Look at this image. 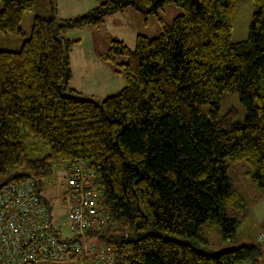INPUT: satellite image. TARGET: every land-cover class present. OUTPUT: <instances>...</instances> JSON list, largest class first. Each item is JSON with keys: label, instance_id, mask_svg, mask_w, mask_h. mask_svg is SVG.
I'll use <instances>...</instances> for the list:
<instances>
[{"label": "trees", "instance_id": "1", "mask_svg": "<svg viewBox=\"0 0 264 264\" xmlns=\"http://www.w3.org/2000/svg\"><path fill=\"white\" fill-rule=\"evenodd\" d=\"M0 1V34L23 36V15L40 0ZM99 1L69 19L53 8L36 15L19 50H0V187L33 179L42 198L57 165L85 161L110 216L99 237L122 264H264L255 242L216 254L198 246L206 224L233 241L239 221L227 211H248L230 164L245 162L264 193V0H252L249 35L239 42L231 40L236 0ZM167 4L182 13L161 22L157 37L138 35L133 50L108 41L102 60L125 75L118 93L95 101L69 87L75 42L66 31H96L127 7L156 14ZM227 92L238 95L242 123L219 117ZM34 140L48 152L30 158Z\"/></svg>", "mask_w": 264, "mask_h": 264}, {"label": "rangeland", "instance_id": "2", "mask_svg": "<svg viewBox=\"0 0 264 264\" xmlns=\"http://www.w3.org/2000/svg\"><path fill=\"white\" fill-rule=\"evenodd\" d=\"M88 4L84 0H40L31 11L23 15L21 27L23 36L0 34V50H19L24 40L28 39L31 33L32 20L34 16H51V8L56 9V17L69 19L82 15L88 10L98 6L99 0H90ZM4 4L0 1V10ZM255 11L252 0H236L234 19L232 24L231 40L239 42L246 40L249 35L253 13ZM182 13L181 9L173 4L165 5L156 14H148L142 8L127 7L120 12L107 17L104 23L96 31L89 27L66 31L64 36L67 40L74 41L69 54L70 79L69 87L76 90L82 98L101 101L104 98L118 93L125 85L124 71L118 67L102 60L108 49V41L117 39L122 41L129 50L135 48L138 35L148 38L157 37L160 33V23L170 24L172 20ZM125 58L117 57L116 62H124ZM66 94H71L69 91ZM219 117L227 123H242L245 118V111L240 104L236 93H225L221 103ZM29 157L38 158L48 152L42 143L34 140L28 142ZM249 170L245 162L230 164L228 175L232 185L242 194L248 205L247 212L228 210L230 217L239 221L236 238L233 241L223 240L220 228L217 224L207 227L203 226L199 236L205 241H198L199 248L211 253H220L250 242L259 233H264V193L259 192L247 179L246 173ZM20 169L11 170V173ZM0 176V183L5 180ZM67 190L66 171L64 165H57L52 175L42 183V199L48 206L55 219L66 221L63 228V236L70 232L69 221L66 218L67 205L62 199ZM178 240L183 238L176 237ZM92 240L101 244L102 239L96 234ZM73 264V263H58ZM77 264V263H75Z\"/></svg>", "mask_w": 264, "mask_h": 264}, {"label": "built area", "instance_id": "3", "mask_svg": "<svg viewBox=\"0 0 264 264\" xmlns=\"http://www.w3.org/2000/svg\"><path fill=\"white\" fill-rule=\"evenodd\" d=\"M65 171L68 236L66 221L54 218L33 179L0 187V264H122L105 242L92 240L110 222L95 175L85 161ZM254 242L264 249V233Z\"/></svg>", "mask_w": 264, "mask_h": 264}, {"label": "crops", "instance_id": "4", "mask_svg": "<svg viewBox=\"0 0 264 264\" xmlns=\"http://www.w3.org/2000/svg\"><path fill=\"white\" fill-rule=\"evenodd\" d=\"M85 2H87L88 4H92L90 0H84ZM93 1V0H92ZM93 4H95V2L93 1ZM112 16V15H111ZM110 16V17H111Z\"/></svg>", "mask_w": 264, "mask_h": 264}]
</instances>
